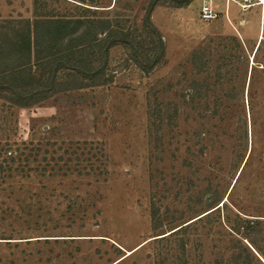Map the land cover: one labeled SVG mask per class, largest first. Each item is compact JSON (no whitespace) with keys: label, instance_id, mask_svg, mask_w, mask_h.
Here are the masks:
<instances>
[{"label":"rangeland","instance_id":"rangeland-1","mask_svg":"<svg viewBox=\"0 0 264 264\" xmlns=\"http://www.w3.org/2000/svg\"><path fill=\"white\" fill-rule=\"evenodd\" d=\"M152 1L0 0V19L31 20L37 3L118 21L131 41L109 48L104 85L0 98V152L39 154L24 168L0 157L13 169L0 172V264H264V0H212L208 21L203 0H155L163 55L143 23ZM3 25L6 38L21 27ZM245 220L261 222V252Z\"/></svg>","mask_w":264,"mask_h":264},{"label":"trees","instance_id":"trees-1","mask_svg":"<svg viewBox=\"0 0 264 264\" xmlns=\"http://www.w3.org/2000/svg\"><path fill=\"white\" fill-rule=\"evenodd\" d=\"M187 1L183 0L184 3ZM35 4L37 3H34L35 12L31 20L0 19V28L4 27L3 24L21 25L11 38H6L7 35L0 32V98L12 105L27 107L40 103L61 91L99 86L109 82L108 78L96 79L105 74L109 48L116 42L131 43L119 30L123 27L116 25L118 29H110L111 23L118 21H108L106 19L96 21L95 18L83 19L66 16L52 17L48 14L38 13L39 7L37 9ZM156 4L155 0L149 4L143 23L149 33L157 35L159 38L160 52L163 55L164 45L160 33L150 21L152 8ZM97 26H100L105 32L107 31V35L102 39H98L95 32ZM116 35H118L117 40L114 39ZM133 46L135 45L133 44ZM95 48L98 52L95 51ZM159 59L160 57L157 56L152 64ZM94 61H98L100 67L93 65ZM134 61L142 71L148 70L149 67L141 64L136 54L134 55ZM34 65L39 71L38 74L31 72ZM63 69L67 71L65 76L73 77L71 81L63 82L59 80L57 72ZM77 74L81 79L77 78ZM82 80H86V82L83 83ZM14 145V149L12 148L13 145H10V149L0 152L3 162L9 165L10 163H17L18 167L24 168L28 166L30 161H37L38 153H31L32 155L24 153L27 150L26 144H23L21 151H19V146L16 143ZM15 153L18 157L15 156ZM0 168L2 169L0 172L4 174V177L6 172L13 170L10 166L6 169L1 164ZM20 172L23 171L20 169ZM3 180L4 178L1 181ZM212 211L205 213L202 217ZM244 223V238L249 240L251 238L249 231L261 225V222L245 220ZM177 230L172 231V233ZM250 244L258 252H261V249L255 245L254 240L250 241ZM246 250L247 252L250 251L248 248Z\"/></svg>","mask_w":264,"mask_h":264},{"label":"built area","instance_id":"built-area-1","mask_svg":"<svg viewBox=\"0 0 264 264\" xmlns=\"http://www.w3.org/2000/svg\"><path fill=\"white\" fill-rule=\"evenodd\" d=\"M199 16L204 21L214 19L217 16L215 9H213L212 0H203Z\"/></svg>","mask_w":264,"mask_h":264},{"label":"water","instance_id":"water-1","mask_svg":"<svg viewBox=\"0 0 264 264\" xmlns=\"http://www.w3.org/2000/svg\"><path fill=\"white\" fill-rule=\"evenodd\" d=\"M263 67H264V65H263Z\"/></svg>","mask_w":264,"mask_h":264}]
</instances>
